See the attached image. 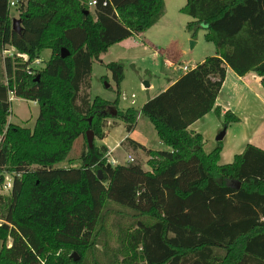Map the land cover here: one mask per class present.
Wrapping results in <instances>:
<instances>
[{
	"label": "trees",
	"instance_id": "1",
	"mask_svg": "<svg viewBox=\"0 0 264 264\" xmlns=\"http://www.w3.org/2000/svg\"><path fill=\"white\" fill-rule=\"evenodd\" d=\"M10 1L0 0V186L6 172L14 180L9 194L0 192V264H264V147L249 142L223 163L222 140L207 152L203 134L189 127L212 109L221 115L216 99L228 66L256 72L264 85V0H187L181 7L193 17L187 30L196 36L204 27L216 53L140 109H117L129 131L139 114L147 116L171 147L126 137L146 149L150 169L138 159L109 165L108 147L95 142L79 166L55 165L87 130L107 135L125 68L119 60L104 63L117 95L92 96L94 61L155 24L165 0H96L94 9L90 0H15L21 31L12 27ZM9 45L13 54L4 53ZM45 48L51 57L38 67L32 61ZM10 91L38 101L33 127L9 121ZM235 119L225 112V125ZM110 203L129 213L117 231L106 226ZM99 242L113 257H99Z\"/></svg>",
	"mask_w": 264,
	"mask_h": 264
},
{
	"label": "rangeland",
	"instance_id": "2",
	"mask_svg": "<svg viewBox=\"0 0 264 264\" xmlns=\"http://www.w3.org/2000/svg\"><path fill=\"white\" fill-rule=\"evenodd\" d=\"M187 2V0H165L166 8L163 18L160 22L159 28H151L150 34L154 35L155 37H151L152 39L156 38L157 40H165V43L168 41L166 37V33L170 32L171 30L176 33V38L173 39L171 42L169 52L166 54L167 56L170 55L176 59L175 64L172 65L173 69H177V64L182 63L190 67V65L194 64L201 58L203 54L207 52V45L215 47V44L212 41H209L205 38V29L201 27L196 36H192L190 32L186 30L187 21L193 19L191 15L181 11V7ZM94 5V3L92 4ZM11 15L13 17H19V11L17 10V5L11 4ZM169 20V21H168ZM205 25V24H204ZM157 27V26H156ZM138 37L137 39L140 40L138 34H134L126 38L125 41H119L114 43L110 46L109 50L102 53L99 59H95L93 72L91 74V82L92 87L90 92L92 96L97 94L105 97L108 96L111 99H114L117 95L116 92V82L113 78L112 70L109 69L104 63L110 60H121L124 64H127L125 68V79L122 81L125 87V90L130 91L133 89H137L139 92L138 99H144L147 95H153L158 90H160V86L163 84V81L167 79L165 75L166 72L170 71L167 62L163 59L164 55L162 54H154V49L150 44H146L142 40L141 48L138 51H130L126 48L129 46V43H133L135 41L134 37ZM147 40V39H146ZM198 40V43L192 52V45L193 41ZM134 46V45H133ZM15 48L12 46H7L5 50V54H13L15 52ZM175 53H179V57L174 55ZM52 50L51 48H45L40 57L35 58L32 63L38 65V67H42L46 61L51 57ZM104 59L105 61L101 60ZM181 64V65H182ZM148 68V70H146ZM182 69L187 71L185 68ZM104 75V76H103ZM149 78V80L153 81V86L146 90L145 88V81L144 79ZM109 84V85H107ZM122 92V91H121ZM135 96H132L131 102L134 104L136 103V93ZM9 95L11 96V110L9 115V121L14 123H19L24 126L33 127L35 125L36 119L40 112V105L36 100L17 96L14 92L10 91ZM126 96V98H124ZM122 98L124 100L130 99L129 95L126 92H123ZM141 100V99H140ZM128 101L122 100V105L128 104ZM140 103L135 104L137 108H140ZM117 109H123L119 103L110 106L111 115L106 119V125L104 126V131L107 132V135L104 138H99L96 136L93 129L94 134V142L98 145L107 144L110 148H113L110 159L116 158V163H126L130 161L128 159V154H133L135 159L141 160L144 166L148 169L151 168L150 163L148 162L150 159V155L143 149L142 147H133L129 145L128 140H125L126 137L131 135V132L127 129L126 122L117 117ZM124 108L123 110H125ZM139 129L145 128L151 129L153 131V136H151L150 144L151 147H159V148H166V144H160L158 140V132L155 128L154 124L148 117H143L140 121ZM146 134V131H144ZM149 134V133H148ZM151 135V134H149ZM88 144L87 135H81L77 137L74 141L72 149L69 152V155L62 161L56 163L55 166H79L82 163L80 158L81 152L86 148ZM13 180V174L11 172H6L5 180L3 184L0 186V192L4 194H9L12 187L9 186L8 182ZM126 214H129L125 207L109 204L106 207V226L107 228H112L114 225L116 226L115 231L118 230L117 224L122 220V217H126ZM3 220L0 219V223ZM109 246L111 248H115L118 246L117 236H112L109 239ZM3 241V240H2ZM2 246V242L0 240V249ZM98 247V255L99 257H113L110 252L107 251L106 248H103L102 242L97 243ZM77 253V252H76ZM79 255V254H78Z\"/></svg>",
	"mask_w": 264,
	"mask_h": 264
},
{
	"label": "crops",
	"instance_id": "3",
	"mask_svg": "<svg viewBox=\"0 0 264 264\" xmlns=\"http://www.w3.org/2000/svg\"><path fill=\"white\" fill-rule=\"evenodd\" d=\"M90 6H91V9H94L95 4L92 5V3H90ZM162 18L163 16H161V18L155 24H153L150 28H148L147 30L141 33H138V35H140L139 36L140 40H142L146 44H150L153 47L155 55L156 54L164 55L163 59L167 62L168 66H170L169 67L170 71L166 72L165 74L167 76V79L163 81V84L160 86L161 88L160 90H158V92H156L155 94L151 96L147 95L144 99L141 96L140 98L141 100L138 99L139 92H137V89L132 88V90L127 91L125 90V87L122 82L121 83L122 94H121V99L119 101V105L123 109L128 108L130 106L137 108L135 104L138 103L139 101H141L140 103V108H141V106L143 105L145 101L155 96L159 92L165 90L169 85H171L173 82H175L178 79L181 73L185 72V70L182 69V66L184 65L182 63L177 64V69L172 68V65H174L176 62L175 60L179 58H174L170 55L168 56L166 55L169 52V48H170L169 45H171L170 41L176 38V33L173 32L172 30L170 32H167L165 34L166 37L168 38V41L166 43H165V40L163 41V40H157L156 38L154 39L151 38L155 36L151 35L152 33L150 34L151 32L150 29L153 27L159 28L161 26L160 22ZM204 24L206 25L207 23L203 22V25ZM185 25H187V23L184 24V27ZM186 30H187V27H186ZM137 38L138 37L136 38L134 37L135 41H133V43L130 42L129 46H126V48L128 47L127 49L129 51L130 49H132L133 51H138L141 48L142 41L138 40ZM125 40L126 38L123 39L122 41L127 42ZM197 43H198V40L193 41V45L191 46L192 52L194 51ZM215 53H216V48L210 45H207V52L203 54L201 58H198V60H195L196 62L190 65V67H194L198 62L204 60L206 56L215 54ZM174 55H176V57H179L178 56L179 53H175ZM101 60L105 61L102 58ZM185 64L187 65V63ZM126 66L127 64H124V68H126ZM146 70H148V68ZM144 81L146 85L145 86L146 90H149L154 84L153 81L149 80V78L144 79ZM123 92H126L129 95L130 99L124 100L122 98ZM132 93H136V97H135L136 103L134 104L131 102ZM105 98L111 99L108 96H105ZM122 100L128 101L129 103L126 105H122ZM216 105L221 107V110H222L221 115H219L214 109H212L206 114H204L202 117L193 121L189 126L191 129L199 131L203 134L204 139H205L204 148L207 152L212 151L218 145L219 141L222 140L223 148L221 150L220 161L223 163H227V162L233 161L235 158V155L239 152H242L249 142H252L258 146L264 147V85L261 82V77L256 72L249 71L246 74L240 75L237 72H235V70H233L230 66H228L226 78L223 82V85L216 99ZM227 110H230L235 115H237L238 119L232 120L229 124L225 125L224 117H225V112ZM144 116L145 115L143 114H139L134 128L130 131L131 135L129 137L135 139L136 141H138L139 143H141L147 148L171 149L169 145H166L167 146L166 148L149 146L151 136H153V131L151 129L145 130V128H141V130L139 129V126H141L140 121L142 120ZM222 129H225V134L223 135L222 138L219 139L218 135ZM144 131H146V134L144 133ZM148 133L151 135H149ZM158 140L160 144L165 145V143H163L159 137H158ZM105 145L108 147L107 156L110 159L109 156L113 148H110L107 144ZM129 145L132 146V144L130 143ZM139 147H142V146H139ZM116 162H117V159H116ZM1 242L3 245L4 241L1 240ZM12 242H13V238L12 236H9L6 241V244L11 245Z\"/></svg>",
	"mask_w": 264,
	"mask_h": 264
},
{
	"label": "water",
	"instance_id": "4",
	"mask_svg": "<svg viewBox=\"0 0 264 264\" xmlns=\"http://www.w3.org/2000/svg\"><path fill=\"white\" fill-rule=\"evenodd\" d=\"M12 27L15 30L21 31V29H22V19H21V17H13V19H12ZM68 53H69L68 49L66 47H63L62 48V56H66ZM107 85H109V84H107ZM224 134H225V129H222L220 131L219 135H218V138L219 139L222 138ZM87 137H88L89 144L92 145L94 143V134H93L92 130H90V129L87 130ZM110 164L111 163H109V165ZM98 176L100 178L103 177V170L101 168L98 170ZM73 256L76 259L79 257L78 253H76V252L73 253Z\"/></svg>",
	"mask_w": 264,
	"mask_h": 264
},
{
	"label": "built area",
	"instance_id": "5",
	"mask_svg": "<svg viewBox=\"0 0 264 264\" xmlns=\"http://www.w3.org/2000/svg\"><path fill=\"white\" fill-rule=\"evenodd\" d=\"M10 3L11 4H15L16 3V1L15 0H11L10 1ZM90 3H96V0H90ZM106 3V2H105ZM183 68H185L186 70H188L189 68H191V67H189L188 65H186V64H184L183 65ZM132 96H135V94L134 93H132ZM124 98H126V96H124ZM107 154H108V152H107ZM128 159L130 160V161H132V160H134L135 158H134V156L133 155H131V154H129L128 155ZM110 160V162H112V163H116V159L115 158H112V159H109ZM13 180H14V176H13ZM13 180H11L10 182H8V184H9V186L10 187H12V185H13Z\"/></svg>",
	"mask_w": 264,
	"mask_h": 264
}]
</instances>
